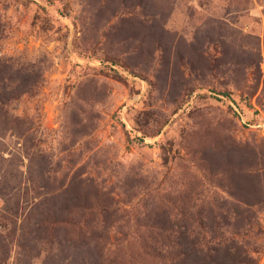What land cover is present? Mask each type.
Returning a JSON list of instances; mask_svg holds the SVG:
<instances>
[{"label": "rangeland", "instance_id": "rangeland-1", "mask_svg": "<svg viewBox=\"0 0 264 264\" xmlns=\"http://www.w3.org/2000/svg\"><path fill=\"white\" fill-rule=\"evenodd\" d=\"M0 264H264V0H0Z\"/></svg>", "mask_w": 264, "mask_h": 264}]
</instances>
